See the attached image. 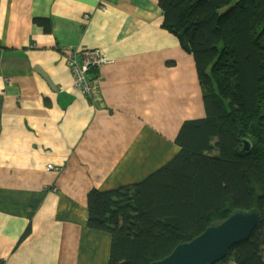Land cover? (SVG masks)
Returning <instances> with one entry per match:
<instances>
[{
	"label": "crops",
	"instance_id": "crops-1",
	"mask_svg": "<svg viewBox=\"0 0 264 264\" xmlns=\"http://www.w3.org/2000/svg\"><path fill=\"white\" fill-rule=\"evenodd\" d=\"M163 19L159 0H0V264H92L97 238L105 261L88 192L150 176L206 116L194 56ZM79 48L113 59L88 73L92 95L62 55Z\"/></svg>",
	"mask_w": 264,
	"mask_h": 264
},
{
	"label": "trees",
	"instance_id": "trees-1",
	"mask_svg": "<svg viewBox=\"0 0 264 264\" xmlns=\"http://www.w3.org/2000/svg\"><path fill=\"white\" fill-rule=\"evenodd\" d=\"M224 1L159 0L163 27L194 56L206 116L183 123L180 151L150 176L88 192V225L111 235L107 264H150L253 208L260 224L215 264H264V0L220 14ZM36 21L52 30L49 19Z\"/></svg>",
	"mask_w": 264,
	"mask_h": 264
},
{
	"label": "water",
	"instance_id": "water-1",
	"mask_svg": "<svg viewBox=\"0 0 264 264\" xmlns=\"http://www.w3.org/2000/svg\"><path fill=\"white\" fill-rule=\"evenodd\" d=\"M242 142L243 151L252 149L250 139L243 138ZM260 222L258 208L235 210L226 219L208 226L192 240L180 243L169 255L150 264H215L223 260L233 246L249 239Z\"/></svg>",
	"mask_w": 264,
	"mask_h": 264
},
{
	"label": "built area",
	"instance_id": "built-area-1",
	"mask_svg": "<svg viewBox=\"0 0 264 264\" xmlns=\"http://www.w3.org/2000/svg\"><path fill=\"white\" fill-rule=\"evenodd\" d=\"M70 48V47H69ZM72 49V48H71ZM73 55L68 56V62L71 65V70L74 73L76 82L86 89L88 93H92V86L89 80L92 78L86 75V70L89 66L105 67L113 62V59L106 56L101 50H82L71 51ZM52 168V165H50Z\"/></svg>",
	"mask_w": 264,
	"mask_h": 264
},
{
	"label": "rangeland",
	"instance_id": "rangeland-1",
	"mask_svg": "<svg viewBox=\"0 0 264 264\" xmlns=\"http://www.w3.org/2000/svg\"><path fill=\"white\" fill-rule=\"evenodd\" d=\"M239 0H226L222 3V5L217 9L218 12L224 13L226 12L230 7L235 6V4L238 2ZM179 40V39H178ZM73 49V47H72ZM80 50H82L81 48H79ZM66 53L67 56H71L74 54V52L71 51H67V52H63L62 55H64ZM92 79H94L95 77H91ZM204 117H200V118H196L194 120H198V119H202ZM156 136H163L161 134H157L155 133ZM163 151H164V147L161 144H156L155 148H154V153L156 155V157L152 158L154 159L155 163H157L159 161L158 158H161L163 156ZM163 160V158H162ZM48 169H51L49 166L47 167ZM91 231L94 233H100L103 230H97V229H93L91 228ZM104 232V231H103ZM106 232V231H105ZM104 232V234H105ZM107 238L109 236V233L106 232ZM92 244H91V248H92V253L90 254L89 258H91V255L93 257V261L92 264H100L101 262H108L109 257L107 255L106 260L104 261V258L106 257V245H107V239L106 238H97V239H92L91 240ZM109 238H108V245H109ZM108 247V246H107ZM106 248V249H105ZM96 251V252H95ZM95 252V254H94ZM110 256V255H109ZM108 259V260H107ZM107 264V263H106Z\"/></svg>",
	"mask_w": 264,
	"mask_h": 264
},
{
	"label": "bare ground",
	"instance_id": "bare-ground-1",
	"mask_svg": "<svg viewBox=\"0 0 264 264\" xmlns=\"http://www.w3.org/2000/svg\"><path fill=\"white\" fill-rule=\"evenodd\" d=\"M89 51L90 50H101V49H88ZM103 53H104V51L103 50H101ZM105 54V53H104ZM106 55V54H105ZM107 56V55H106ZM109 57V56H108ZM110 58V57H109ZM112 59V58H111ZM68 58H67V63H68V65L71 67V65L69 64V62H68ZM93 68H95L94 66H89L88 68H87V70H86V75L88 76V73L93 69ZM98 69H100V67H97ZM101 68H103V67H101ZM72 69V68H71ZM89 77H91V76H89ZM75 86L77 87V88H79V89H83V87L81 86V85H79V83H75ZM86 94H88V95H92V93H86ZM50 165H52V168H54V165L53 164H48V166L50 167ZM47 166V167H48ZM54 190H55V187L53 188Z\"/></svg>",
	"mask_w": 264,
	"mask_h": 264
}]
</instances>
